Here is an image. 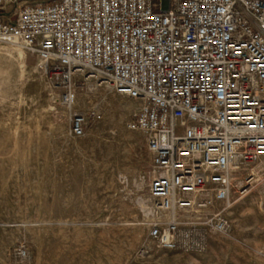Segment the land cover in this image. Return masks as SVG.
<instances>
[{
  "label": "built area",
  "instance_id": "2783aa9c",
  "mask_svg": "<svg viewBox=\"0 0 264 264\" xmlns=\"http://www.w3.org/2000/svg\"><path fill=\"white\" fill-rule=\"evenodd\" d=\"M14 1L0 0V44L35 54L63 105L77 75L136 104L127 128L150 158L131 183L148 241L200 253L227 234L237 174H264V0H38L10 19ZM93 114L72 112L71 134Z\"/></svg>",
  "mask_w": 264,
  "mask_h": 264
},
{
  "label": "rangeland",
  "instance_id": "374dc122",
  "mask_svg": "<svg viewBox=\"0 0 264 264\" xmlns=\"http://www.w3.org/2000/svg\"><path fill=\"white\" fill-rule=\"evenodd\" d=\"M36 1L4 11L12 19ZM73 83L68 108L35 54L0 44V264H264L263 173L239 171L246 191L232 195L231 230L212 234L203 252L158 248L137 203L143 186L131 183L150 158L144 135L127 128L136 104L92 77ZM74 111L94 112L80 137L70 132Z\"/></svg>",
  "mask_w": 264,
  "mask_h": 264
},
{
  "label": "bare ground",
  "instance_id": "6f19581e",
  "mask_svg": "<svg viewBox=\"0 0 264 264\" xmlns=\"http://www.w3.org/2000/svg\"><path fill=\"white\" fill-rule=\"evenodd\" d=\"M75 96H76V93H75Z\"/></svg>",
  "mask_w": 264,
  "mask_h": 264
}]
</instances>
